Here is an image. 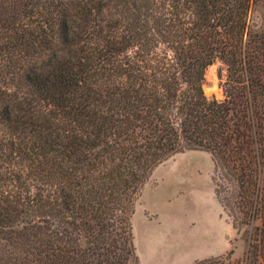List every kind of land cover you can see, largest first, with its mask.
<instances>
[{"label":"trees","instance_id":"trees-1","mask_svg":"<svg viewBox=\"0 0 264 264\" xmlns=\"http://www.w3.org/2000/svg\"><path fill=\"white\" fill-rule=\"evenodd\" d=\"M186 151L252 228L194 264H263L264 0H0V264H140L136 202Z\"/></svg>","mask_w":264,"mask_h":264},{"label":"rangeland","instance_id":"rangeland-1","mask_svg":"<svg viewBox=\"0 0 264 264\" xmlns=\"http://www.w3.org/2000/svg\"><path fill=\"white\" fill-rule=\"evenodd\" d=\"M258 16L255 11L251 19ZM226 73L220 61L207 69L204 92L208 98L224 100L221 84ZM216 185L219 190L226 186L212 156L202 151L175 155L155 170L136 202L133 217L140 264H194L231 252L234 258L245 257L252 228L234 229L216 196ZM162 252L159 262L153 253L159 257Z\"/></svg>","mask_w":264,"mask_h":264},{"label":"crops","instance_id":"crops-1","mask_svg":"<svg viewBox=\"0 0 264 264\" xmlns=\"http://www.w3.org/2000/svg\"><path fill=\"white\" fill-rule=\"evenodd\" d=\"M166 247V246H165ZM164 247V251L163 252H165L166 251V248ZM163 252L159 255V257L157 256V253L155 254V253H153V255H156V257H157V260L159 261V262H162V260H161V258H162V256H163ZM180 264H182V263H180Z\"/></svg>","mask_w":264,"mask_h":264}]
</instances>
